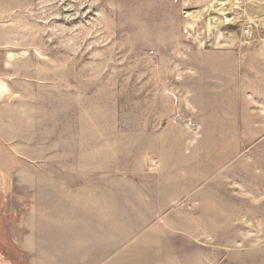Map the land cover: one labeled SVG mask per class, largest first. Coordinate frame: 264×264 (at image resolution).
<instances>
[{
    "label": "rangeland",
    "instance_id": "obj_1",
    "mask_svg": "<svg viewBox=\"0 0 264 264\" xmlns=\"http://www.w3.org/2000/svg\"><path fill=\"white\" fill-rule=\"evenodd\" d=\"M0 264H264V0H0Z\"/></svg>",
    "mask_w": 264,
    "mask_h": 264
},
{
    "label": "built area",
    "instance_id": "obj_2",
    "mask_svg": "<svg viewBox=\"0 0 264 264\" xmlns=\"http://www.w3.org/2000/svg\"><path fill=\"white\" fill-rule=\"evenodd\" d=\"M243 34H244V35H247V34H248V29H247V28H244V30H243Z\"/></svg>",
    "mask_w": 264,
    "mask_h": 264
}]
</instances>
